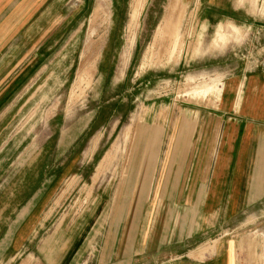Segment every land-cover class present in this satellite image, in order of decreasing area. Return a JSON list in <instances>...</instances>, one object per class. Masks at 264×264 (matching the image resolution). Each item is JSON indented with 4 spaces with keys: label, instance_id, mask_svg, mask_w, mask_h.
I'll return each instance as SVG.
<instances>
[{
    "label": "rangeland",
    "instance_id": "obj_1",
    "mask_svg": "<svg viewBox=\"0 0 264 264\" xmlns=\"http://www.w3.org/2000/svg\"><path fill=\"white\" fill-rule=\"evenodd\" d=\"M63 3L69 11L70 33H64L56 56L41 65L3 116L7 123L0 130V183L6 175L9 178L0 194V236L8 228L6 222L18 213L15 209L29 196L30 188L21 183L23 168L37 155L59 154L57 141L70 126L77 125L81 134L90 119L99 117L103 128L94 142L84 135L73 143L75 153L88 149L98 157L79 179L63 184L43 210V216L53 217L67 213L70 205L73 213H82L95 202L92 208L98 221L75 263L95 264L111 237L108 234L115 229L112 240H116L123 227L127 232L133 224L134 219L124 216L126 209L135 212L133 205L136 210L144 208L142 217L134 220L135 228L138 222L149 230L171 225L177 214L168 198L174 185H147L141 201L128 204L131 192L126 182L135 175L133 158L145 148L150 127L154 133L156 128L168 127L159 140L164 158L176 139L181 117L215 106L225 78L241 69L264 70V0ZM160 192L167 198L160 200ZM157 204L160 212L154 210ZM170 209L172 215L163 214ZM255 215L242 216L249 225L242 228L226 221L211 224L206 235L201 230L197 238L210 244L199 253L213 252L212 244L219 238L230 239L236 242L234 264H264V209ZM11 244V238L6 240L7 251ZM173 247L166 245L162 256L178 251ZM10 254L3 264H22L27 259L25 254L13 262Z\"/></svg>",
    "mask_w": 264,
    "mask_h": 264
},
{
    "label": "crops",
    "instance_id": "obj_2",
    "mask_svg": "<svg viewBox=\"0 0 264 264\" xmlns=\"http://www.w3.org/2000/svg\"><path fill=\"white\" fill-rule=\"evenodd\" d=\"M63 2L0 0V130L6 128L3 116L11 111L12 101L33 80L41 65L56 56L64 33H70L69 11ZM80 29L81 26L75 33ZM220 96L215 106L181 117L176 139L164 158L159 140L168 127L156 128L155 133L149 128L145 148L138 150L132 160L135 175L126 182L131 192L128 204L130 200L141 201L147 185H174L168 198L173 200L170 208L173 213L177 209V214L168 228L149 230L141 222L136 228L134 224L144 208L136 210L133 205L135 212L126 209L124 216L134 219L133 224L130 222L127 232L123 227L115 237L117 242L112 240L115 229L108 234L111 237L95 264H234L235 241L219 238L212 244L213 252L201 255L200 249L210 242L201 243L197 235L201 230L206 235L211 224L223 225L226 221L242 228L248 225L242 216L264 209V70L241 69L230 75L224 79ZM76 126L66 129L57 141L59 154L37 155L23 168L21 183L30 188L29 196L5 224L8 228L0 236V264L8 253L13 262L27 254L26 258L36 264H75L79 259L98 221L92 208L95 202L82 213H73L68 205L65 214L43 216L60 187L79 179L98 157L97 152H87L88 149L75 153L73 143L84 135L94 142L103 128L99 117L90 119L81 134ZM6 178L9 175L3 178L4 184ZM162 194L159 199H166L167 195ZM157 206L154 210L160 212ZM171 209L163 214L172 215ZM178 211L182 213L180 217ZM254 218L259 219L257 215ZM10 238L11 250L7 251L6 240ZM34 240L38 242L36 246ZM191 243L192 247L188 245ZM168 244L179 249L171 255L165 252L163 257L162 250ZM26 260L22 264H27Z\"/></svg>",
    "mask_w": 264,
    "mask_h": 264
},
{
    "label": "bare ground",
    "instance_id": "obj_3",
    "mask_svg": "<svg viewBox=\"0 0 264 264\" xmlns=\"http://www.w3.org/2000/svg\"><path fill=\"white\" fill-rule=\"evenodd\" d=\"M173 18V17H172ZM168 19V18H167ZM168 22V21H167ZM169 27H171V26H169ZM171 29V28H170ZM164 30V29H163ZM169 30V29H168ZM165 32V31H164ZM165 36V35H164ZM93 74H94V72H93ZM91 75H92V72H91Z\"/></svg>",
    "mask_w": 264,
    "mask_h": 264
}]
</instances>
